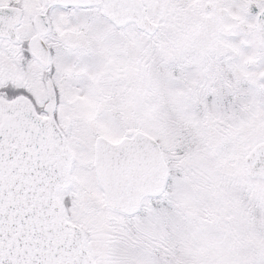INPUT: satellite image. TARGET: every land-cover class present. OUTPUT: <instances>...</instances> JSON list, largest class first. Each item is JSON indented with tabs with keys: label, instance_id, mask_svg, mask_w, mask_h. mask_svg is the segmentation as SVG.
<instances>
[{
	"label": "snow or ice",
	"instance_id": "1",
	"mask_svg": "<svg viewBox=\"0 0 264 264\" xmlns=\"http://www.w3.org/2000/svg\"><path fill=\"white\" fill-rule=\"evenodd\" d=\"M0 264H264V0H0Z\"/></svg>",
	"mask_w": 264,
	"mask_h": 264
}]
</instances>
